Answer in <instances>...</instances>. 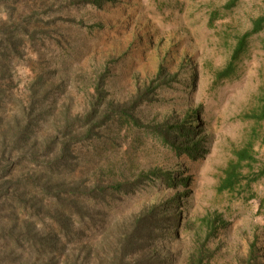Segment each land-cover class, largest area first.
<instances>
[{
	"label": "rangeland",
	"instance_id": "1",
	"mask_svg": "<svg viewBox=\"0 0 264 264\" xmlns=\"http://www.w3.org/2000/svg\"><path fill=\"white\" fill-rule=\"evenodd\" d=\"M229 1L0 0V29L21 37L0 73V167L10 165L0 181L24 180L35 166L20 143L13 146L9 125L28 110L40 75L52 113L36 132L52 127L60 108L77 115L109 103L130 106L141 124L97 128L59 177L121 185L88 200L102 213L78 239L101 248L94 264L109 262L107 244L159 205L161 222L142 240L157 263L188 264L202 251L203 264H264V29L247 39L233 72L220 75L238 38L264 15V0H235L226 8ZM244 149L250 158L237 168L235 185L220 190ZM165 174L184 184L168 186ZM24 219L0 209V264H26L30 257ZM37 219L38 232L51 220L45 213Z\"/></svg>",
	"mask_w": 264,
	"mask_h": 264
},
{
	"label": "trees",
	"instance_id": "2",
	"mask_svg": "<svg viewBox=\"0 0 264 264\" xmlns=\"http://www.w3.org/2000/svg\"><path fill=\"white\" fill-rule=\"evenodd\" d=\"M101 1L90 0L95 5ZM234 5L235 0H230L225 7L230 8ZM262 29H264V15L256 18L252 23V28L238 38L228 65L220 72L221 76L226 77L233 72L235 62L245 51L247 39ZM20 43V36L10 33L7 27L2 26L0 29V73L7 70L9 60L15 53H18ZM42 84L44 82L40 75L32 84L28 110L23 111V116L12 117L9 125L10 133H13L12 136L15 139L13 146L16 147L20 143L23 149L22 155L26 156V160L33 162L35 166L26 173L24 180L0 181V209L9 212L15 219H19L21 215L26 217L21 222L24 224L21 232L25 233L24 242L28 247L26 251L30 253V257L26 258V264H94L93 256L96 255L97 258L101 253V248L93 245L91 240L80 242L78 239L84 234L88 223L93 226L98 225L97 217L102 213L99 210H91L88 200L90 198L104 199L107 191H121V185H102L99 179L87 185L76 180L66 181L59 177L62 171L71 168L76 158V147L98 135L97 128L110 121H124L132 125L141 124L130 113L132 109L130 106L124 108V106L109 103L101 110L93 106L77 115H70L69 108H60L57 115L53 117L52 127L42 133L36 132L37 122L41 120L44 122L52 113V110L44 107L46 89ZM39 87H42L43 91ZM134 102L138 101L134 99ZM156 128L163 141L169 143L168 134L163 128L160 126ZM249 158L250 154L246 149L239 152V159L235 165H230L227 177L220 185V190L231 189L235 185L240 176L237 168L242 160ZM2 162L3 160H0V163ZM9 166L5 164L0 167L3 173L0 179ZM165 176L168 186L176 185L175 183L180 184L182 181L178 178L174 183L168 174ZM22 186L26 188L17 190ZM41 213L47 214L51 220L44 222L40 229L42 232H38L39 229H36L37 214ZM163 213L159 205L150 206L138 214L131 228L121 230L116 235L115 242L107 244L111 253L109 262L106 264L162 263L156 262L157 257L155 260L146 255L142 240L147 235H152L155 220L160 221L159 218ZM21 239L22 237L14 241L17 243ZM253 246L252 243L250 252L253 251ZM74 251L75 253L71 255ZM32 254H34L33 258H31ZM204 257L200 251L188 259V264H203ZM103 263L98 262V264Z\"/></svg>",
	"mask_w": 264,
	"mask_h": 264
}]
</instances>
